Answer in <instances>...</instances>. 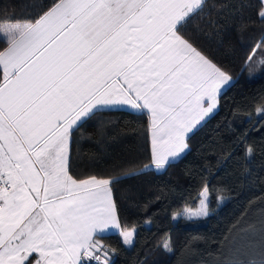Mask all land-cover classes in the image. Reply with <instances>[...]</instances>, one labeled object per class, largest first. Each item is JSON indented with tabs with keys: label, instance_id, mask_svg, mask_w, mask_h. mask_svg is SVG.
Masks as SVG:
<instances>
[{
	"label": "snow or ice",
	"instance_id": "obj_1",
	"mask_svg": "<svg viewBox=\"0 0 264 264\" xmlns=\"http://www.w3.org/2000/svg\"><path fill=\"white\" fill-rule=\"evenodd\" d=\"M201 4L59 0L34 23L3 27L0 264L99 261L96 235L119 227L110 181L74 179L68 167L70 130L98 106L150 113L157 168L188 147L230 79L179 34ZM205 201L189 215L207 216Z\"/></svg>",
	"mask_w": 264,
	"mask_h": 264
},
{
	"label": "trees",
	"instance_id": "obj_2",
	"mask_svg": "<svg viewBox=\"0 0 264 264\" xmlns=\"http://www.w3.org/2000/svg\"><path fill=\"white\" fill-rule=\"evenodd\" d=\"M58 2L0 0V30ZM179 34L231 79L187 151L156 171L148 116L100 109L70 132L69 174L109 180L119 227L135 232L130 248L95 237L109 264H264V5L203 0ZM205 189L209 215L186 218Z\"/></svg>",
	"mask_w": 264,
	"mask_h": 264
},
{
	"label": "rangeland",
	"instance_id": "obj_3",
	"mask_svg": "<svg viewBox=\"0 0 264 264\" xmlns=\"http://www.w3.org/2000/svg\"><path fill=\"white\" fill-rule=\"evenodd\" d=\"M59 3V2H58ZM34 23V22H33ZM10 25H15V24H10ZM10 25H7V26H10ZM5 27V26H4ZM0 37L1 38H4V39H6V40H8V37H7V35H6V33L3 31V29H1L0 30ZM7 47H8V45H7ZM231 84V79H229L228 80V82L226 83V84H224V85H222L221 86V88H220V91L217 93V95H216V101H215V104H216V106L213 108V110L210 112V113H208V115H206L204 118H203V120H201L200 121V123L198 124V125H196L194 128H193V130L190 132V133H188L187 134V136L185 137V142H186V139L201 125V124H203V122H205L206 121V119H208V117H210L217 109H218V96H219V94L225 89V88H227L229 85ZM205 106H206V104H205ZM101 109H109V110H111V109H121V110H128V111H133V112H143V113H145L147 116H148V118H149V122H150V140H151V146H152V133H153V127H152V121H151V115H150V113L146 110V109H135V108H132L131 107V105H113V106H104V107H102ZM142 110V111H141ZM69 141H70V137H69ZM153 151V150H152ZM187 151V148L182 152V153H180L179 154V156H177V157H175V158H172V157H170L169 158V160H168V162L166 163V164H168V163H170V162H174V161H176L179 157H181L185 152ZM152 167L154 168V170H156V171H161L162 169H163V167L162 168H157L156 166H155V164L153 163V165H152ZM205 196H206V203H207V195H206V192L205 191H203L201 194H200V198H199V200H198V202H197V204H196V206H195V208H193V209H189V210H197V209H199L200 208V201L202 200V199H204L205 198ZM208 215H209V212H208ZM207 215V216H208ZM184 216L186 217V218H188V219H190V220H200V219H203V218H205V217H207V216H203V215H201V216H190L189 215V212H188V210H186V212L184 213Z\"/></svg>",
	"mask_w": 264,
	"mask_h": 264
},
{
	"label": "crops",
	"instance_id": "obj_4",
	"mask_svg": "<svg viewBox=\"0 0 264 264\" xmlns=\"http://www.w3.org/2000/svg\"><path fill=\"white\" fill-rule=\"evenodd\" d=\"M202 1H203V0H202ZM262 3H263V5H264V0H262ZM0 69H1V70H0V72H1V74H0V81H2V79H3V73H2V68H0ZM101 108H102V107L98 106V108H97V109H94L93 111H95V110H100ZM141 111H142V110H141ZM88 115H89V114H88ZM85 117H86V116L81 117V119L78 120V121L76 122L75 125H73L72 129L70 130V132L74 129V127H75L77 124H79L82 120H84ZM111 202H112V204H113L112 197H111ZM113 206H114V204H113ZM115 216H116V214H115ZM116 220H117V218H116ZM117 222H118V221H117ZM126 232H130V233H131V239H130V242H126V240H125V235H124V233H126ZM134 233H135V232H134L133 229L121 230L120 227H110V228H108V229L103 230V232L99 233V234L96 235V236H103V235H108V234H118V235L120 236L121 240H122L123 245H124L126 248H130V247L132 246V244H133V241H134ZM97 249H98V250H97ZM97 249H93V254H94V255H98V256L100 257L99 261H97V260H95V259H92V260H90V262L93 263V264H109V258H108V256L106 255V253L104 252V250H102V246H101L100 243L97 244ZM35 259H36V256H35V254H33V257H32L33 264H35Z\"/></svg>",
	"mask_w": 264,
	"mask_h": 264
}]
</instances>
